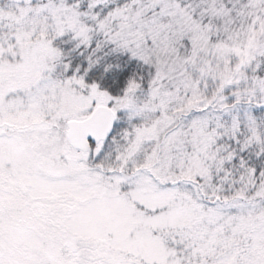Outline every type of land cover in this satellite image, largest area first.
<instances>
[{"label":"snow or ice","instance_id":"1","mask_svg":"<svg viewBox=\"0 0 264 264\" xmlns=\"http://www.w3.org/2000/svg\"><path fill=\"white\" fill-rule=\"evenodd\" d=\"M0 264H264V0H0Z\"/></svg>","mask_w":264,"mask_h":264}]
</instances>
